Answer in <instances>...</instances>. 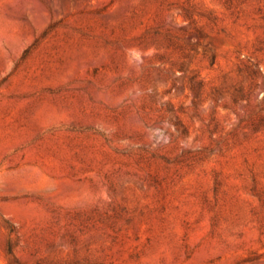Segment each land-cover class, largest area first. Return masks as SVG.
<instances>
[{
    "label": "rangeland",
    "instance_id": "obj_1",
    "mask_svg": "<svg viewBox=\"0 0 264 264\" xmlns=\"http://www.w3.org/2000/svg\"><path fill=\"white\" fill-rule=\"evenodd\" d=\"M0 264H264V0H0Z\"/></svg>",
    "mask_w": 264,
    "mask_h": 264
}]
</instances>
